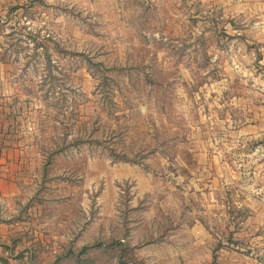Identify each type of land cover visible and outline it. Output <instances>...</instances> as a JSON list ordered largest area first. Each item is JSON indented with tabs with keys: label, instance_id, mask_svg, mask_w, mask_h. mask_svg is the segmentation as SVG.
I'll list each match as a JSON object with an SVG mask.
<instances>
[{
	"label": "rangeland",
	"instance_id": "rangeland-1",
	"mask_svg": "<svg viewBox=\"0 0 264 264\" xmlns=\"http://www.w3.org/2000/svg\"><path fill=\"white\" fill-rule=\"evenodd\" d=\"M260 21L264 0H0V106L22 154L0 264H264L234 251L246 212L205 213L194 153L220 137L206 83L264 86L237 33Z\"/></svg>",
	"mask_w": 264,
	"mask_h": 264
},
{
	"label": "crops",
	"instance_id": "crops-1",
	"mask_svg": "<svg viewBox=\"0 0 264 264\" xmlns=\"http://www.w3.org/2000/svg\"><path fill=\"white\" fill-rule=\"evenodd\" d=\"M237 33H246L248 40L259 46L254 50L255 54L251 53L248 57L260 55L259 63L264 66L263 22L255 23L249 30H240ZM235 57L232 64L238 75L244 66L239 59L243 56ZM230 79L232 83L234 78L227 75L220 83H210V87L206 83L208 90L203 93L210 99V105L205 108L208 112L205 113L204 122L212 126L214 131L219 130L220 137L199 141L198 149L194 153L198 163L205 164L204 171L209 172L213 178L209 181L211 184L201 190V195L206 198L205 213L218 208L223 214L224 211L229 212L235 208L232 206H236L238 211L246 212V219L238 222L233 240L238 243L234 251L248 258L264 254V86L261 88L253 85L255 89L250 91L229 90L230 85L226 83ZM253 79L257 81L256 78ZM240 81L244 83L243 80ZM216 100L220 102L216 104ZM220 111L224 116L222 114L223 117L217 118L215 114ZM7 119V112L0 106V207L17 193L13 166L20 162L22 155L20 144L10 140L11 130ZM232 164H237V172L231 171ZM234 175L244 178L254 175L253 180L257 184H244L232 191L224 184ZM229 195L240 199L235 204L226 203L225 198ZM225 250L229 251L230 248Z\"/></svg>",
	"mask_w": 264,
	"mask_h": 264
}]
</instances>
